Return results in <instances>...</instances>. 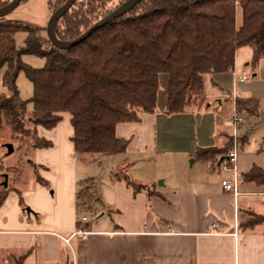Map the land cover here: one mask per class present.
Segmentation results:
<instances>
[{
	"label": "crops",
	"instance_id": "0c3cea01",
	"mask_svg": "<svg viewBox=\"0 0 264 264\" xmlns=\"http://www.w3.org/2000/svg\"><path fill=\"white\" fill-rule=\"evenodd\" d=\"M251 55V48L240 47L232 71L204 75L203 105L166 113L163 97L155 112L118 123L115 133L128 144L112 156L108 170L105 158L74 151L68 113L50 129L38 126L37 135L51 145L33 147L37 176L10 188L0 183L5 190L0 264H264V224L241 226L250 212L264 213V182L243 178L254 165L264 169V145H255L264 140V58L252 68ZM248 69L251 78L239 80V72ZM233 97L255 99L260 110L259 116L249 115L250 124L244 117L237 128L236 196L221 187L222 180L234 177L230 166L222 168L231 143L227 122ZM257 122L260 135L252 132ZM213 147L221 150L215 161L196 156L197 150ZM122 162L153 192H134L116 179ZM87 178L97 214L91 222L76 208L78 188ZM80 229L85 233H75Z\"/></svg>",
	"mask_w": 264,
	"mask_h": 264
},
{
	"label": "trees",
	"instance_id": "16d2710c",
	"mask_svg": "<svg viewBox=\"0 0 264 264\" xmlns=\"http://www.w3.org/2000/svg\"><path fill=\"white\" fill-rule=\"evenodd\" d=\"M7 1L0 0V7ZM123 1L74 0L56 23L57 37L73 40ZM63 2L53 5L49 0V8L55 10ZM20 29L28 35L18 50L14 34ZM38 31L0 17V67L6 66L2 80L8 91L0 94V128L7 125L15 136H29L33 147H49L51 142L39 137L36 128L50 129L68 113L76 153L112 155L124 152L128 144L116 135V125L137 122L142 113L157 110L161 73L166 74L163 110L179 113L198 106L206 73L232 71L240 47L251 48L250 66L255 68L264 58V0H140L67 49L54 47ZM22 53L42 56L45 63L32 68L21 61ZM22 70L33 88L24 100L16 85ZM235 102L238 111L260 115L255 99L238 97ZM220 152L213 147L197 150L196 156L215 161ZM129 167L120 163L116 179L134 192L152 193L151 185L130 176ZM243 178L264 182V169L254 165ZM4 195L0 189V204ZM93 198L87 178L76 194L77 210L93 211ZM249 215L243 228L264 224V213Z\"/></svg>",
	"mask_w": 264,
	"mask_h": 264
},
{
	"label": "rangeland",
	"instance_id": "374dc122",
	"mask_svg": "<svg viewBox=\"0 0 264 264\" xmlns=\"http://www.w3.org/2000/svg\"><path fill=\"white\" fill-rule=\"evenodd\" d=\"M57 0H52L53 5H55ZM54 8H49V0H22L16 8H14L6 18L22 22L23 24L30 25L32 27L39 28V33L46 38L45 27L48 22V19L53 12ZM238 22H240V16L237 17ZM28 33L24 29L17 30L14 34L16 48L21 50L24 47L25 39ZM49 47L48 44L45 45ZM250 48L249 46H245V49ZM21 61L32 67V68H41L45 63V58L36 54L31 53H22ZM6 66L0 67V94L7 93L6 86L2 80V73ZM247 76L251 78L249 69L247 72ZM16 85L18 88L19 98L24 100L31 97L33 93L32 83L27 77L26 73L22 70L17 74ZM166 88V74H160V85L157 94V102L164 97ZM198 106H201L205 103L204 96L198 101ZM32 109V104L27 103L26 111L29 113ZM241 117H246L247 122L249 123V113L247 111L241 112ZM247 123V124H248ZM250 124V123H249ZM248 124V125H249ZM261 123L257 122L256 126H253L252 132L260 135L261 133ZM250 135V133H249ZM239 139V135H237ZM239 142V141H238ZM6 144H11L13 150L11 152L7 151ZM258 146L264 145V140L260 138L257 139ZM240 148V147H239ZM238 153V152H237ZM102 158H105V168L108 170L111 167V158H114V154L112 155H103L97 154ZM33 158V146L30 144V137H20L15 136L9 126L4 125L0 128V172L3 174L6 173L8 175L7 183L8 187L14 186L17 182H21L22 185L26 183V181L33 176H37L38 170L36 166L32 162ZM192 158L188 159V165H191ZM88 167H95L91 164H88ZM90 168V169H91ZM92 173V172H90ZM104 172H102L103 175ZM106 173V172H105ZM129 173V171H128ZM3 182V178L0 176V183ZM48 185V184H47ZM100 186V184H98ZM156 185H160V181L156 182ZM51 190V189H50ZM81 219L86 220L88 218V222H91L95 219V212L83 210L79 213Z\"/></svg>",
	"mask_w": 264,
	"mask_h": 264
},
{
	"label": "water",
	"instance_id": "95a60500",
	"mask_svg": "<svg viewBox=\"0 0 264 264\" xmlns=\"http://www.w3.org/2000/svg\"><path fill=\"white\" fill-rule=\"evenodd\" d=\"M22 0H8L3 6L0 7V17H6ZM140 0H125L113 10H111L108 14L98 19L94 22L89 28H87L84 32H82L79 36L74 38L73 40H60L55 32V26L59 18L68 11V9L72 6L74 0H64V2L59 5L50 15L48 22L45 27V32L47 39L49 42L56 48L67 49L78 42L82 41L86 37L90 35L92 31L95 29L105 25L106 23L112 21L113 19L119 17L124 14L131 8H133ZM7 151L11 152L13 150L11 144H6ZM3 186L7 185V174H3Z\"/></svg>",
	"mask_w": 264,
	"mask_h": 264
},
{
	"label": "built area",
	"instance_id": "2783aa9c",
	"mask_svg": "<svg viewBox=\"0 0 264 264\" xmlns=\"http://www.w3.org/2000/svg\"><path fill=\"white\" fill-rule=\"evenodd\" d=\"M239 80H245L247 79V74L245 71H240L238 74ZM236 98L233 97V104H234V111L232 113V117L228 120L229 126H231L232 131L230 134V148L227 152L226 160L224 161L222 168L226 169L229 166L233 169L234 172V177L233 179H224L221 181V187L225 191L232 192L234 196H236L238 192V177H237V172H236V158H237V149H238V137H237V128L238 126L242 123L243 117L236 111L235 102ZM235 217V216H234ZM237 221L234 220V232L232 233L235 237L237 236ZM75 233L77 234H84L85 232L83 230H77ZM65 242L69 241V238L64 239Z\"/></svg>",
	"mask_w": 264,
	"mask_h": 264
}]
</instances>
